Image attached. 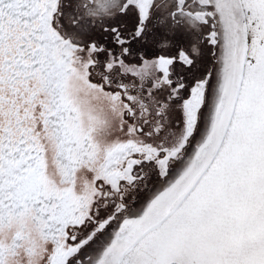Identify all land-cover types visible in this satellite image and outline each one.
Segmentation results:
<instances>
[{"label": "snow or ice", "instance_id": "6c2138e0", "mask_svg": "<svg viewBox=\"0 0 264 264\" xmlns=\"http://www.w3.org/2000/svg\"><path fill=\"white\" fill-rule=\"evenodd\" d=\"M0 264H264V0H0Z\"/></svg>", "mask_w": 264, "mask_h": 264}]
</instances>
